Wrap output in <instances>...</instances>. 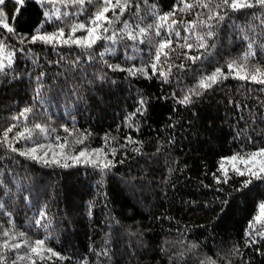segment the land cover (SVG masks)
<instances>
[{"label":"trees","instance_id":"1","mask_svg":"<svg viewBox=\"0 0 264 264\" xmlns=\"http://www.w3.org/2000/svg\"><path fill=\"white\" fill-rule=\"evenodd\" d=\"M202 2L209 7L179 11V0H130L118 18L107 13L114 22L104 35L114 38L86 48L30 38L62 27L67 39L98 0H6L13 31L0 23V42L13 63L0 73V245L21 247H0V264H264V179L236 175L233 164L243 165L226 159L264 147V84L233 74L198 88L218 67L227 74L249 43V66L264 68V8ZM150 24L147 35L128 39ZM161 41L171 44L156 62ZM186 95L190 102L180 103ZM32 148L60 163L20 155ZM82 150L95 166L72 159ZM37 239L57 255L20 259L29 253L24 242Z\"/></svg>","mask_w":264,"mask_h":264},{"label":"snow or ice","instance_id":"2","mask_svg":"<svg viewBox=\"0 0 264 264\" xmlns=\"http://www.w3.org/2000/svg\"><path fill=\"white\" fill-rule=\"evenodd\" d=\"M24 0H16V3L19 5H23ZM70 2L75 3V4H79L81 6L85 5L86 3H94L95 0H70ZM179 2L183 5L182 8L179 9V11H188L191 10L193 7L196 6H202L204 8H208L209 4L208 3H203L202 0H196V3H188L186 2V0H179ZM130 0H98V5L96 8V11L92 13V15L89 17V22L88 24H84V23H79L76 25H73L71 28V34L69 35V37L67 39H62L64 37V29L61 27L58 29V32H53V33H49V34H44V35H33L30 38L31 42H36L37 40H40L44 43H54L56 42L58 39L61 40L63 43H68L69 40H71L73 43H77L79 46L81 47H86V48H92L93 45H95L98 41L102 40V39H108V40H112L114 38V33L111 35H107L105 36V33L109 32V27L112 25V23L114 22L113 19L111 17H109L107 15V13L109 11L112 12L114 17L118 18L117 12L116 10L119 9V14H123L124 10L129 6ZM6 4V0H0V23L3 24V27L5 29H7L9 32H12L13 29L10 28L8 26V24L6 22H4L7 17L4 15V11H3V7ZM216 8H223L225 10H231V11H240L241 9H250L253 7H260V8H264V0H220V3L215 5ZM19 8L16 9V12L18 13ZM176 14L175 10L173 12L170 13H166L163 16L159 17V19L161 21H165L167 22L171 17H174ZM47 15V13H46ZM215 18L218 20H223L224 16L220 15V13H216L215 14ZM208 19H213V16H209ZM171 23L175 24L177 23V21L172 20ZM163 24H156L155 28H156V32L155 34L157 36L160 35V31L159 29L161 27H163ZM153 27V25H148L147 27H140L139 25H137V28L139 29L138 33L133 34L134 30H130L128 31V39L136 41L138 36H145L147 35L149 29H151ZM125 29H128V25L127 22H125ZM39 31V30H37ZM77 31H84L85 35L81 36V37H77L75 39H73V35L77 32ZM176 35H179V32L176 33ZM206 36L211 37L213 36L212 32H208L206 33ZM201 43H200V47H205L206 45L203 43L204 37H200ZM23 42V41H22ZM143 40H140V43H143ZM171 44V41H161L156 49V53H155V61L159 62L160 58H161V54L163 52L164 49H166L167 47H169ZM6 45L3 42H0V73H3L5 70V67H10L13 63V53L12 52H5L6 49ZM187 47L191 48L192 45L188 44ZM252 47L253 44L249 43L248 44V51H246L243 56L239 59V60H232L230 62H228L227 64V69H228V73L225 74V72L221 69V68H216L215 71L207 76L202 78L199 81L198 84V88L201 89H207L210 88L213 84L217 83L218 79H226L228 75H233L234 74V78H238V79H242V80H251L252 82L258 83V84H264V68H262L260 65L258 64H254L249 66V61L250 58L253 57L255 55V53L252 51ZM166 54V53H164ZM101 56H103V53H101ZM192 59H198V57H192ZM110 67H118V66H110ZM153 71L155 72L156 70V63L154 62L151 65ZM123 70V69H121ZM127 71H129L132 74H135V71H133V69H127ZM136 71H139L141 73H145V69L140 68L137 69ZM146 74V73H145ZM161 76H164L165 79H167V76L165 73L161 72L160 73ZM193 94H199L198 92H193ZM191 97L186 95L181 101L180 103H188L190 102ZM141 103H143V101H141ZM31 112L30 108H25L23 112L20 113V116H25L26 113ZM18 117H14L13 119H17ZM13 127H8L3 135H4V140L7 141L8 140V133L12 132ZM35 127L37 129H41V131H43V128L41 125L37 124L35 125ZM65 131H67V129H65ZM20 136H24V133H19ZM82 142V141H78ZM63 147V146H61ZM12 151H17V149L12 148ZM36 148H32L27 152H20V155H25L28 156L30 159H34V160H39L40 162L43 163H57L59 164L60 161L53 158L52 161H48L46 159H44L43 156L38 157L36 155ZM96 152H99L101 150L97 149L94 150ZM47 153L44 154V156H46ZM87 152L86 150H82L80 151V153L78 154V156L73 157L72 159H74L76 162H80L81 158H85L84 162H91L94 164V166L96 165V161L94 160H89L87 158ZM259 157V159L257 160V158ZM229 161H239L240 164L243 165V168L236 166L235 164H233V168L232 171L236 174L239 175L241 177L244 176H250V177H254L256 179H264V147H261L259 149H257L256 151L252 152V153H248L246 155H240V154H236L233 155L231 157L226 158ZM111 164V162L109 161L107 164H104V167L107 168L109 167ZM62 166L64 167H68V164H63ZM226 179L224 182H227V173H225ZM251 183V180H245L244 184L245 186H247L248 184ZM0 207H3L2 204H0ZM261 208V213L264 214V204L260 205ZM41 218H43L44 213H41ZM260 217H257V220H259ZM36 224L39 226L41 224L40 220L36 221ZM251 227V225H250ZM20 235H24L23 233H21ZM4 236H8V232L5 231L4 232ZM45 241L44 240H40L37 239L35 240L31 245H29L28 241L24 242V246L29 248V253L27 254V257L25 256H21L19 257L20 259H32V256L35 255L37 257H40L41 259L43 258L41 256V252L42 251H47V252H51L52 255H57L56 253L52 252L51 248H45ZM0 247L2 248H10V249H17L19 247H21L20 244H9L7 241L4 242L3 245H0ZM13 264H15V261H13ZM32 264H36L35 260H32Z\"/></svg>","mask_w":264,"mask_h":264}]
</instances>
